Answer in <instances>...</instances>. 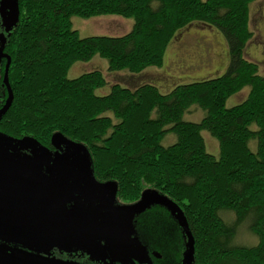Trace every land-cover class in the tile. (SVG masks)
I'll return each mask as SVG.
<instances>
[{
  "label": "trees",
  "instance_id": "obj_1",
  "mask_svg": "<svg viewBox=\"0 0 264 264\" xmlns=\"http://www.w3.org/2000/svg\"><path fill=\"white\" fill-rule=\"evenodd\" d=\"M255 1L17 0L4 47L14 95L7 129L47 147L57 135L83 146L96 180L115 185L122 201L135 204L145 191L166 197L187 222L193 264H264V74L245 56ZM101 15L132 18L134 25L119 37L82 38L73 28L74 17ZM194 23L224 36L230 59L223 75L167 94L153 84L114 83L100 95L108 81L98 70L68 78L76 63L95 57L108 62L110 73L161 67L176 33ZM246 88V99L228 107ZM192 108L205 113L201 121L185 120ZM204 132L218 141L219 156L208 152ZM170 134L176 142L166 147ZM246 225L256 245L236 244Z\"/></svg>",
  "mask_w": 264,
  "mask_h": 264
},
{
  "label": "flooded vegetation",
  "instance_id": "obj_2",
  "mask_svg": "<svg viewBox=\"0 0 264 264\" xmlns=\"http://www.w3.org/2000/svg\"><path fill=\"white\" fill-rule=\"evenodd\" d=\"M7 35L0 22V110L8 57L10 85ZM9 117L0 115V264H188L189 237L167 210L127 215L123 208L133 204L108 183L77 177L80 164H62L73 161L70 144L16 136Z\"/></svg>",
  "mask_w": 264,
  "mask_h": 264
},
{
  "label": "rangeland",
  "instance_id": "obj_3",
  "mask_svg": "<svg viewBox=\"0 0 264 264\" xmlns=\"http://www.w3.org/2000/svg\"><path fill=\"white\" fill-rule=\"evenodd\" d=\"M16 21V0H0V22L6 27V33L12 30ZM72 22L73 28L79 32L82 38L91 36L119 37L129 33L134 25L132 18L116 15H101L90 19L74 17ZM248 27L253 36L247 42L245 56L250 61L258 64L259 72L264 73V0H256L250 3ZM229 59V50L224 36L213 27L202 23H194L176 33L167 46L161 67L148 68L139 75H132L127 72L110 73L108 62L100 57H95L89 63H76L71 68L68 78L75 79L84 73L98 70L103 73L108 81V85L98 91L100 95L108 93L114 83H120L131 89H135L146 83L153 84L162 93L167 94L177 85L223 75L226 72ZM248 93L249 88L242 90L228 101L227 106L233 107L241 103L246 99ZM204 115L205 113L198 108H192L185 115V120L199 122L204 118ZM203 136L208 152L219 156L220 148L218 141L207 132H204ZM64 140L67 141L66 139ZM175 142V135L170 134L165 137L162 144L167 147ZM79 147H81L82 151L78 154L77 158L73 159L74 163L72 164H84V166L83 170H81L82 172L77 171L76 175L77 177H81L83 174L95 181L96 178L93 174L88 155L83 146L80 145ZM251 147L253 150H256V143L252 142ZM71 161L63 158L62 164H71ZM155 194L151 191H145L142 199L135 203L136 207L134 209H145L153 205L158 199H162ZM163 204L167 207L165 210L169 212L174 221L176 218L177 225L180 227V218L174 206L171 204L167 206L165 203L161 205ZM224 216H226V219L234 218L231 214H225ZM235 240L236 244L244 246H253L258 243L257 237L250 232L247 225L240 228Z\"/></svg>",
  "mask_w": 264,
  "mask_h": 264
},
{
  "label": "water",
  "instance_id": "obj_4",
  "mask_svg": "<svg viewBox=\"0 0 264 264\" xmlns=\"http://www.w3.org/2000/svg\"><path fill=\"white\" fill-rule=\"evenodd\" d=\"M16 7H17V0H16ZM9 59V62H8V65H7V68H6V75H5V83L7 85V88H8V98H7V101H6V104L4 106V108L2 110H0V115H3L5 113H7V111L10 109V107L12 106V103H13V100H14V95H13V92L11 90V87L9 85V82H8V69H9V65H10V58L8 57ZM56 139H60L62 142L64 143H68L71 145V148L73 149L74 151V158H77L78 154L81 153L82 149L81 147H79V145H76V144H73V143H70L68 141H65L61 136L57 135L54 137L53 139V142L56 141ZM85 150V149H84ZM87 153V152H86ZM88 155V154H87ZM65 158V157H64ZM63 159V158H62ZM66 159V158H65ZM67 160V159H66ZM71 161V160H70ZM73 161H71V164H72ZM91 164V163H90ZM83 166L84 164H80V169L83 170ZM92 168V167H91ZM67 181V180H66ZM97 181V180H96ZM106 187H110L112 189V194L113 195H116V189H115V185H113L112 183H108L105 185ZM104 186H94L95 189H100V188H103ZM152 192V191H151ZM154 193V192H153ZM157 197H160L162 199H158V201H156L153 205H155L156 203H159V204H162V203H165V205H169L171 204L172 206H174V208L176 209V212H178V215L180 217V221H181V227L184 229V232L188 235L189 237V245H188V252L186 254V260H187V263L188 264H193L194 262V254H195V242L193 240V237L191 236V233H190V230L187 226V222L184 218V215L183 213L181 212V210L179 208H177V206L172 203L171 201H169L166 197L164 196H161L159 194H155ZM143 197V196H142ZM156 198V197H155ZM161 201V202H160ZM164 205V204H163ZM152 206V205H151ZM149 206V207H151ZM134 207H136V204L133 206H128V207H125L123 209H125L123 212L126 213L127 215L128 214H133L135 213V211H142V210H145V209H148L149 207L145 208V209H142V210H137V209H134Z\"/></svg>",
  "mask_w": 264,
  "mask_h": 264
},
{
  "label": "crops",
  "instance_id": "obj_5",
  "mask_svg": "<svg viewBox=\"0 0 264 264\" xmlns=\"http://www.w3.org/2000/svg\"><path fill=\"white\" fill-rule=\"evenodd\" d=\"M249 60V59H248ZM251 60H253V59H251ZM262 74H264V73H262Z\"/></svg>",
  "mask_w": 264,
  "mask_h": 264
},
{
  "label": "bare ground",
  "instance_id": "obj_6",
  "mask_svg": "<svg viewBox=\"0 0 264 264\" xmlns=\"http://www.w3.org/2000/svg\"><path fill=\"white\" fill-rule=\"evenodd\" d=\"M32 48V47H31Z\"/></svg>",
  "mask_w": 264,
  "mask_h": 264
}]
</instances>
